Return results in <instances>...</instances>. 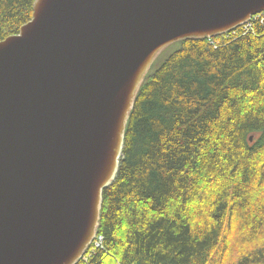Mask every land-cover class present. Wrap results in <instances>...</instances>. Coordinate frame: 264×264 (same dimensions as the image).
<instances>
[{
  "label": "water",
  "instance_id": "1",
  "mask_svg": "<svg viewBox=\"0 0 264 264\" xmlns=\"http://www.w3.org/2000/svg\"><path fill=\"white\" fill-rule=\"evenodd\" d=\"M261 13L264 0H35L0 42V264H78L157 58Z\"/></svg>",
  "mask_w": 264,
  "mask_h": 264
},
{
  "label": "trees",
  "instance_id": "2",
  "mask_svg": "<svg viewBox=\"0 0 264 264\" xmlns=\"http://www.w3.org/2000/svg\"><path fill=\"white\" fill-rule=\"evenodd\" d=\"M34 2L0 0V42ZM250 22L157 58L104 190L103 248L78 264H264V22Z\"/></svg>",
  "mask_w": 264,
  "mask_h": 264
},
{
  "label": "built area",
  "instance_id": "3",
  "mask_svg": "<svg viewBox=\"0 0 264 264\" xmlns=\"http://www.w3.org/2000/svg\"><path fill=\"white\" fill-rule=\"evenodd\" d=\"M262 16V18L263 19H261V21L262 22H264V13H261V14H259V15H257L256 17H254L253 18V20H256V19H258V17H261ZM253 23L252 22H250V23H247L246 24V26H245V28H244V32L245 31H250V30H252V28H253ZM228 37H230V35H227V37L226 38H228ZM212 42H214V41H212ZM215 43V42H214ZM219 43V42H218ZM103 243H104V237L103 236H101V235H98L96 238H95V241H94V243H93V246H92V250H91V252H94L96 249H101V248H103ZM93 253H89V256H91ZM88 256V257H89Z\"/></svg>",
  "mask_w": 264,
  "mask_h": 264
},
{
  "label": "rangeland",
  "instance_id": "4",
  "mask_svg": "<svg viewBox=\"0 0 264 264\" xmlns=\"http://www.w3.org/2000/svg\"><path fill=\"white\" fill-rule=\"evenodd\" d=\"M260 18L263 19L262 16L261 17H258V19H260Z\"/></svg>",
  "mask_w": 264,
  "mask_h": 264
}]
</instances>
